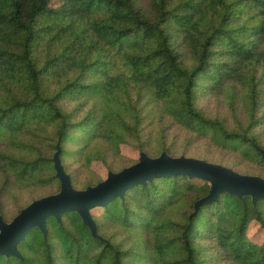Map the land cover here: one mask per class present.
Returning <instances> with one entry per match:
<instances>
[{"label": "trees", "instance_id": "1", "mask_svg": "<svg viewBox=\"0 0 264 264\" xmlns=\"http://www.w3.org/2000/svg\"><path fill=\"white\" fill-rule=\"evenodd\" d=\"M116 56L128 74H110ZM57 142L75 183L91 162L134 164L121 147L264 178V0H0L5 222L59 191ZM208 189L154 179L92 210L105 242L69 213L0 264H264V241L248 238L264 232V201L221 194L193 214Z\"/></svg>", "mask_w": 264, "mask_h": 264}, {"label": "water", "instance_id": "2", "mask_svg": "<svg viewBox=\"0 0 264 264\" xmlns=\"http://www.w3.org/2000/svg\"><path fill=\"white\" fill-rule=\"evenodd\" d=\"M55 149L51 160L59 181V191L34 200L10 222H5L0 216V257L21 258L19 244L28 233L37 229L45 237L48 220L54 219L60 225L62 216L69 213L77 214L94 240L105 242L97 234L92 210L105 208L115 199L122 200L127 191L145 187L157 178L184 176L207 183L208 193L195 202L193 214L201 206L213 203L221 194L239 200L248 197L253 206L258 201H264L263 178L239 174L230 168L192 157H172L166 152L152 158L141 151L135 164L118 172L108 171L102 181L78 190L72 186L70 176L63 169L58 142ZM257 150L264 158V150Z\"/></svg>", "mask_w": 264, "mask_h": 264}, {"label": "rangeland", "instance_id": "3", "mask_svg": "<svg viewBox=\"0 0 264 264\" xmlns=\"http://www.w3.org/2000/svg\"><path fill=\"white\" fill-rule=\"evenodd\" d=\"M109 72H110L111 75L128 74L129 73V69L124 66V64L122 63L120 57L116 56L114 64L110 68ZM223 97L226 99L228 97V95H224ZM120 151L124 155V157H126L124 159V161H122L121 164H129V163H133V162L135 164V162H137V160H138V152L137 151H135V150H133L131 148H128V147H121ZM238 162L241 163V161H239V159H238ZM130 166H131V164H130ZM89 170H91L93 173L91 171H89ZM89 170L84 169L85 173H83V175L79 177L80 179H76V183L73 181V178H72V182L71 183H72V186L75 189L81 190L82 189L81 188L82 184L85 183V182H89L93 178V174L96 176V178H98L100 180H103V179L106 178V174L108 172V171L107 172L104 171V169L101 167V165L99 163H97V162H91V164L89 166ZM85 174L88 176V179H87ZM254 176H257V175H254ZM258 177H260V176H258ZM112 205L109 204L108 208L110 209L112 207ZM111 211L113 213L115 211V209H113ZM91 214H92V212H91ZM94 214H95L94 216H96V213H94ZM248 238H249V240L252 243L260 244V243H262L264 241V232L262 230H260L257 226L252 225L250 227V229H249V232H248Z\"/></svg>", "mask_w": 264, "mask_h": 264}]
</instances>
